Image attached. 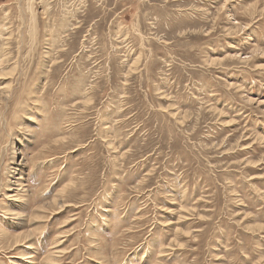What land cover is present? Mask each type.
I'll return each instance as SVG.
<instances>
[{
	"label": "rangeland",
	"instance_id": "rangeland-1",
	"mask_svg": "<svg viewBox=\"0 0 264 264\" xmlns=\"http://www.w3.org/2000/svg\"><path fill=\"white\" fill-rule=\"evenodd\" d=\"M0 264H264V0H0Z\"/></svg>",
	"mask_w": 264,
	"mask_h": 264
},
{
	"label": "bare ground",
	"instance_id": "bare-ground-1",
	"mask_svg": "<svg viewBox=\"0 0 264 264\" xmlns=\"http://www.w3.org/2000/svg\"><path fill=\"white\" fill-rule=\"evenodd\" d=\"M18 170H19V169H18ZM13 172L15 173V171L12 170V173H13ZM19 178H20V177H19ZM19 178H17V179L15 180V182H11V183H12L13 185H14V184L19 185L20 183H22V181H21L22 179H19ZM19 182H20V183H19ZM17 183H19V184H17ZM12 184H11V185H12ZM8 187H11V186L9 185ZM9 191L13 192L12 195L8 196V197H10V199H13V198H14V200H12V201H18V202H19V201H22L23 204H26V202H25V201H26V198H25L24 200H20V199H18V198H19V197H18V193H19V194L24 193V195H26V194H25V189H22V188H21V189H20V188H16V189H14V190H9ZM24 195H22V196L24 197ZM10 213H11V214H14V213H12V212H10ZM14 215H17V214H14Z\"/></svg>",
	"mask_w": 264,
	"mask_h": 264
}]
</instances>
